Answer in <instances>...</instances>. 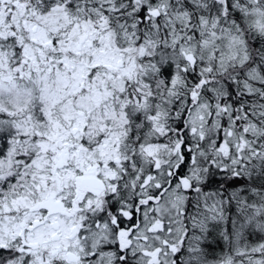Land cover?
<instances>
[{
    "label": "snow or ice",
    "instance_id": "6c2138e0",
    "mask_svg": "<svg viewBox=\"0 0 264 264\" xmlns=\"http://www.w3.org/2000/svg\"><path fill=\"white\" fill-rule=\"evenodd\" d=\"M0 264H264V0H0Z\"/></svg>",
    "mask_w": 264,
    "mask_h": 264
}]
</instances>
